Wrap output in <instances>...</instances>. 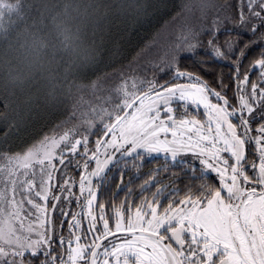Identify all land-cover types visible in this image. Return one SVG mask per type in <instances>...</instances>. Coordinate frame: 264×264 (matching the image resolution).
Returning a JSON list of instances; mask_svg holds the SVG:
<instances>
[{"label": "snow or ice", "instance_id": "6c2138e0", "mask_svg": "<svg viewBox=\"0 0 264 264\" xmlns=\"http://www.w3.org/2000/svg\"><path fill=\"white\" fill-rule=\"evenodd\" d=\"M155 8L101 102L0 137V264H264V0Z\"/></svg>", "mask_w": 264, "mask_h": 264}, {"label": "trees", "instance_id": "16d2710c", "mask_svg": "<svg viewBox=\"0 0 264 264\" xmlns=\"http://www.w3.org/2000/svg\"><path fill=\"white\" fill-rule=\"evenodd\" d=\"M0 1L16 4L13 12L16 27L0 31V101H3L0 103V137L9 131L8 125H11L9 142L17 144L31 143L50 130H58V124L91 105L90 97L102 101L113 83L114 74L133 61L140 48L152 38L154 31L178 10L156 9L155 5L161 2L170 5L186 2ZM26 5L27 11L24 9ZM62 28L82 32L81 41H75V45H70L74 38L66 40L69 43L66 50L70 48L66 54L71 53L69 56L77 61L76 65L55 68L48 61L38 64L33 53L36 50L49 51L56 30ZM117 31L123 35V39L117 41L119 48L114 46ZM98 83L102 87L99 92L94 88ZM92 89L96 92L92 93ZM163 162L158 159L153 164ZM181 167L177 164L172 170L181 173ZM167 179L170 177H165L164 182Z\"/></svg>", "mask_w": 264, "mask_h": 264}, {"label": "rangeland", "instance_id": "374dc122", "mask_svg": "<svg viewBox=\"0 0 264 264\" xmlns=\"http://www.w3.org/2000/svg\"><path fill=\"white\" fill-rule=\"evenodd\" d=\"M16 4H10L6 2L0 1V31L1 30H7L8 29H13L16 27L15 19L13 12L16 10ZM25 11L28 9V5L25 6ZM67 26L70 25L66 24ZM26 27V26H25ZM80 32V31H79ZM71 32L66 29H58L56 30V33L54 34V39H53V44L51 45V49L49 51H38L36 50L35 53H33V56L36 58V61L39 63H44L46 61L50 62L55 68H60L61 66H73L76 65V60L70 58V54H66L67 52H70L69 50H66L67 47L69 46L68 41H66L69 38H74V42L70 41V45L73 46L75 45L76 42H80V35H82V32ZM34 40H38L35 39ZM76 41V42H75ZM76 58V57H73ZM101 83L95 84L94 88L98 92L101 90L102 87ZM94 89H92V93L96 92ZM90 102L92 104L99 103V99H91L90 97ZM81 112V111H80ZM201 119H204V116L200 117Z\"/></svg>", "mask_w": 264, "mask_h": 264}]
</instances>
